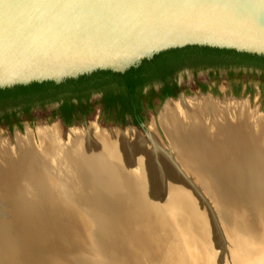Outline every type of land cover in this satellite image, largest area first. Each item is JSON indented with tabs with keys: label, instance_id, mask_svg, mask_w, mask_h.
<instances>
[{
	"label": "water",
	"instance_id": "water-1",
	"mask_svg": "<svg viewBox=\"0 0 264 264\" xmlns=\"http://www.w3.org/2000/svg\"><path fill=\"white\" fill-rule=\"evenodd\" d=\"M188 46L264 56V0H0V89L60 84L99 71L124 74ZM127 160L116 149L100 152L74 162L69 173L89 195L112 255L127 252L126 261L116 257L121 262L113 264H189L185 247L219 249L209 230H195L196 216L168 186L135 177L136 164ZM148 213L161 223L150 222ZM142 246L158 261L144 257Z\"/></svg>",
	"mask_w": 264,
	"mask_h": 264
},
{
	"label": "rangeland",
	"instance_id": "rangeland-1",
	"mask_svg": "<svg viewBox=\"0 0 264 264\" xmlns=\"http://www.w3.org/2000/svg\"><path fill=\"white\" fill-rule=\"evenodd\" d=\"M183 73L186 75L185 88H187V91L179 93L177 97L172 99L175 100L176 103H179L182 99L196 98L202 95L207 96L209 93H212L213 97L222 102L237 98L247 104L250 110L261 112L264 118V100L262 96H260V85L264 81V74L260 72H250L246 69L228 72L224 68H221L219 72L212 73V75H209L207 71H200L196 78L190 70H185L181 75ZM198 81H206L209 86L216 85L214 88L215 93L209 88H207L206 92H200L195 86ZM239 82H241L244 90L246 89L244 88L245 84L248 83V86L250 85L253 89L252 93L247 95L243 90L241 96H235L233 94L232 85ZM168 101L169 99L152 109L144 122L145 129L148 132H150L149 130L151 126H153V129H151L153 135L151 136L155 141H153L150 135H147L144 129L139 127V125L128 123H126L124 127L109 125L103 117L99 119L96 114L91 115L85 121L66 126L65 123L53 113V107L56 104H50L45 107L37 104V107L32 113V119L23 118L20 127L7 129L0 124V139L8 140L10 145L13 146L15 145L16 133L26 134L28 129L57 126L61 131L60 140L64 142V144L59 146L56 156L59 157V155H62V159L66 158L68 161L73 160L76 163L80 159L82 163L86 157L99 154L100 152L110 153L116 149L124 156L127 155V161L131 160L136 164L138 175L134 174L135 177L139 176L140 179H143L147 175L148 178H151V185L158 189L164 185H166L165 188L169 189L171 185H174V181H172L170 175L171 173L168 172V170H171L178 176L180 181L182 180V184L187 188L184 193L190 192V196L188 194H176L179 192L176 189L170 188L169 190L174 192L175 197L179 199L181 204L182 202L184 203L185 208L193 212L192 216L197 217H194L195 219L192 221V226L195 230H199V227L203 229L202 231L199 230L200 233H204V230H209L207 231L208 234L213 235L214 241H217L215 245L219 248L218 250L215 247V250L213 249L214 252H218L217 262L216 255L212 252V248L208 249L207 246H204V248L200 244L197 245L198 247H191L190 249L184 246L187 251L186 258L189 264H255L248 250H246L248 248H246L247 245L245 240L237 236V223L239 222V218L235 212L237 211L238 204L236 196H231L230 193H235L233 188L229 191V196L231 197L228 199L227 205L223 207L218 203L214 188L199 176L196 178L198 181L196 182L197 184H194L184 167V163L175 155L176 151L174 146L169 141L159 118L162 108ZM230 113L232 114V112ZM226 114L227 111L223 113V115ZM248 118L250 119V117ZM35 122L37 123L36 125L34 124ZM91 125H97L102 129L112 131H117V129L119 131H124L134 127L138 131L136 138L139 141L134 145H127L125 144L126 140L121 137L115 139L108 134H94L91 136V133H89V138L90 136L92 137L89 139L90 143L87 142L85 144L84 141H80L79 145H77L79 148L75 147V143H72L69 139L68 134L71 132L70 130L78 127L77 130L87 134V129H89ZM84 167L86 172L87 166L84 165ZM202 187H205L206 191H204ZM2 198V202L5 200V202L9 204L7 206V214H11V218H5L1 215L2 213H0V252L2 256H5L4 264H95L93 261L94 258L96 261H101V264H113L114 261H120V259L117 258L123 259L125 257V261L128 259L127 252H125L124 255L121 253L122 251H120V249V254L116 255L117 258L114 257L111 251L112 247L108 241L103 237H99L97 232L93 233V231L87 229L84 223H82L83 226H85V229L82 230V237H76L71 242H66L62 241L55 231L49 233L39 226L34 225L31 221L18 222L14 212V200L7 197L5 193H0V199ZM187 199H190L189 204ZM196 202L198 205H196ZM148 214L149 218H152L150 222L161 223L160 218L154 216L152 213ZM213 217L216 221L213 220ZM185 218H187V216ZM204 224H207L206 227ZM158 230L160 232V229L157 228L156 233ZM162 232L163 231L160 233ZM196 233L198 232L196 231ZM44 236L50 239L47 248V245L43 246L42 244V238ZM193 237L197 239L194 240L192 238L194 241H197V243L202 241L199 236ZM247 239L250 242L249 238ZM223 248H225L224 251ZM141 251L144 257L147 255L150 256L149 261H158L159 257L156 255V252L146 250L144 247H141ZM219 256L222 257V262L219 260Z\"/></svg>",
	"mask_w": 264,
	"mask_h": 264
},
{
	"label": "bare ground",
	"instance_id": "bare-ground-1",
	"mask_svg": "<svg viewBox=\"0 0 264 264\" xmlns=\"http://www.w3.org/2000/svg\"><path fill=\"white\" fill-rule=\"evenodd\" d=\"M236 99L222 102L210 94L182 99L179 103L169 99L162 108L159 118L169 141L174 146L175 155L184 163L193 183L198 182L197 176L209 183L214 188L218 203L223 207L227 205L231 196H236L238 208L235 214L239 218L237 236L245 240L248 248L246 250L254 263L264 264V118L261 112L250 110L247 104ZM225 111L227 114L223 115ZM77 128L70 130L68 134L70 141L75 143L77 148L80 141L90 143L89 139L94 134H108L115 139L121 137L126 140L127 145H134L139 141L136 138L138 131L134 127L124 131L118 129L112 131L91 125L87 129V134ZM151 129L153 126L149 130V135L155 141L151 136L153 135ZM16 134L13 146L8 140L0 139V193L8 196L13 193L15 187L19 193L23 190L27 192L29 189L27 179L29 181L32 177L42 179L55 173L57 169L59 172L61 170L64 172L65 169V173L72 171L70 167L74 165L73 160L62 159V155L56 156L59 146L64 144L60 140L61 131L57 126L28 129L26 134ZM78 162L81 163V160ZM58 163L61 164L58 166ZM168 172L174 181L170 188L178 190L176 194L189 195L190 192L184 193L187 188L182 184V180L180 181L173 171ZM231 188L235 193L230 192L229 196ZM203 189L206 191L205 187ZM1 200L3 198L0 199V209L7 205L5 200L3 202ZM187 200L189 204L190 199ZM181 205L184 206V203ZM91 213L92 210L86 211L84 221L75 223L70 228L56 227L52 230L66 242L82 237L85 226L101 237L100 232L104 229L102 220ZM137 219L141 220V217L138 216ZM108 220L113 223L112 219ZM82 223L86 225L83 226ZM42 241L44 242V239ZM144 249L151 251L146 246ZM0 259V264H4L5 256H2L1 252ZM93 261L95 264H101V261H96L95 258Z\"/></svg>",
	"mask_w": 264,
	"mask_h": 264
},
{
	"label": "trees",
	"instance_id": "trees-1",
	"mask_svg": "<svg viewBox=\"0 0 264 264\" xmlns=\"http://www.w3.org/2000/svg\"><path fill=\"white\" fill-rule=\"evenodd\" d=\"M212 66L221 68L254 66L264 70V56L200 46L173 49L162 52L152 60H145L139 67H134L124 74L99 71L91 75L81 76L78 79H68L60 84L48 81L0 89V109L6 106L27 105L29 103L45 104L63 97L67 101L70 98L81 100L88 98L93 92L102 91L105 93L104 100L108 108L125 104V110L129 111L128 105L138 102L142 98V90L145 86L164 81L173 70L185 67L202 69ZM207 88L204 87L205 92ZM243 90V86L240 84L236 86L233 94L241 96ZM244 91L248 95L252 93L253 89L248 87ZM177 95V93L174 94L173 98ZM262 99L264 100V86ZM63 108L65 109V125H73V120L69 115H66L67 111L70 110V104L67 102Z\"/></svg>",
	"mask_w": 264,
	"mask_h": 264
},
{
	"label": "flooded vegetation",
	"instance_id": "flooded-vegetation-1",
	"mask_svg": "<svg viewBox=\"0 0 264 264\" xmlns=\"http://www.w3.org/2000/svg\"><path fill=\"white\" fill-rule=\"evenodd\" d=\"M224 68V67H222ZM221 67H208L202 69H195L191 67H185L182 69H175L167 76L164 81H159L153 84H149L145 86L142 90V98L137 102L131 103L128 105V110H125V104L123 106L117 105L115 108H108L105 102V93L102 91L93 92L89 95L88 98H82L79 100L78 98H70L68 101L64 97L48 102L45 104H40V106H47L50 104H56L53 107V113L56 117L65 123L64 115L65 109L64 105L68 102L70 104V110L67 111L66 115H69L74 123L85 121L91 115H97V117L102 119V117L106 120L109 125H115L118 127H124L125 123L134 124L141 126L142 123L147 119V115L149 112L156 108L159 104L165 101L167 98H173L174 94H179L181 92L187 91L185 88V73L181 75L185 70H190L191 73L197 77L200 71H207L209 75H212L214 72H219ZM228 72H232L234 70H243L246 69L250 72L264 74V70L261 68H256L254 66H230L225 67ZM241 82L235 83L233 86V91L236 86L240 85ZM200 92H204V87H208L212 92H215V86H209L206 81H198L195 85ZM250 86V85H249ZM247 85L244 88H248ZM263 86L264 81L260 85V96L263 95ZM114 95H117L114 93ZM37 107V104H27V105H18V106H6L0 109V124L5 126L7 129H11L13 127H20L23 122L22 119H32V113L34 109Z\"/></svg>",
	"mask_w": 264,
	"mask_h": 264
},
{
	"label": "crops",
	"instance_id": "crops-1",
	"mask_svg": "<svg viewBox=\"0 0 264 264\" xmlns=\"http://www.w3.org/2000/svg\"><path fill=\"white\" fill-rule=\"evenodd\" d=\"M62 163L63 166H65V163ZM59 164L61 163H58V166ZM57 170L53 174L42 177V179H33V177L30 181L27 179L29 186V189L27 190L28 193L25 190L19 193L16 191L15 187L13 193L7 196L14 200V212L17 216L18 222L31 221L33 224L35 223L34 225H41L39 226L40 228L51 233V231H55L52 229H55L56 227V229L62 227L70 228L75 223H81L84 221L86 211L89 212L90 210H93L94 205L91 203L89 195L87 193L84 194L81 192V194L79 192V189L82 188L78 186V178H76L75 182H73L72 179H69V173H65V169L63 170L64 172H61L62 170L60 172ZM8 205L9 204L7 203L6 207H1L0 209V213H2L1 215L5 218H11V214H7L6 212L8 210ZM59 207L62 210L59 209ZM65 207H68L69 210L68 208L66 210ZM50 214L53 215L51 216ZM72 238H74V235ZM43 239L44 242L42 241V244H44L43 246L47 245V248L49 246L48 242L50 239L47 236H44L42 240Z\"/></svg>",
	"mask_w": 264,
	"mask_h": 264
}]
</instances>
